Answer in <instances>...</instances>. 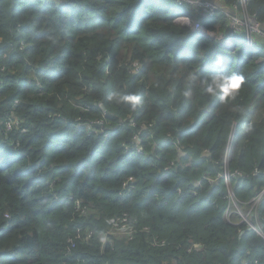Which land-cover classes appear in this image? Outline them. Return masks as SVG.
Instances as JSON below:
<instances>
[{"label":"trees","instance_id":"16d2710c","mask_svg":"<svg viewBox=\"0 0 264 264\" xmlns=\"http://www.w3.org/2000/svg\"><path fill=\"white\" fill-rule=\"evenodd\" d=\"M221 2L209 19L175 0H0V264H264L237 211L264 232V108L249 110L264 104V38L227 47L175 22L226 33L248 10L264 29V0ZM230 76L238 94L214 82ZM128 94L135 108L117 102ZM227 169L243 174L231 187ZM123 218L130 241L111 234Z\"/></svg>","mask_w":264,"mask_h":264},{"label":"built area","instance_id":"2783aa9c","mask_svg":"<svg viewBox=\"0 0 264 264\" xmlns=\"http://www.w3.org/2000/svg\"><path fill=\"white\" fill-rule=\"evenodd\" d=\"M175 1H177L179 3V5H187L197 12L205 13V15L207 17H214L218 11V4H222V2H221L222 0H175ZM243 14L241 16H237V13H235V12L229 13V15H230L229 20H230V25H231V27L227 28V32H228L229 36H227L225 33H217L214 31H207L208 29L202 25V23L199 19L193 20L189 16L179 17L176 21H177V23H179L181 25L193 28V30H195V31H198L201 33L202 32H205V33L208 32L210 35L216 36L219 40L224 41V43H226L228 45L232 44V36L240 34V33H245L247 35V38L249 39V41H252L254 39V37H256V36L264 38V29H263L262 25L260 23H258L256 20H253V18L250 19L249 17H244ZM248 15H249V13H248ZM241 25L243 26L244 29L239 27ZM134 66H135L134 71L136 72V70L139 69V65L135 63ZM18 104H19L18 101L15 102V106H17ZM84 109L86 111H92L94 109V107L91 105H86L84 107ZM8 113L10 114V119L12 120V124H14V127L12 126V124H10V122L7 123V126H8V130L12 131L18 127L19 123L15 119L13 111H10ZM104 118H106V116ZM104 122H105L104 119L98 120L96 122V124L101 125ZM0 123H2V122L0 121ZM76 127H77V129H82L83 125L80 123H77ZM142 128H145V125H142ZM93 133H94V130L91 127H89V128L87 127V134L90 136V135H93ZM135 138L137 139L138 142H141L140 134L135 136ZM177 144H180V142L178 141ZM135 149L141 151L140 147L138 146L137 143L133 144L132 150L134 151ZM180 150H181V148L179 149V151ZM228 158H229V155H227L225 157V161H228ZM236 175L240 176L243 174L231 173L227 169L226 173L223 175V177L225 178L226 183L229 185V187H231L230 184H231L232 177H235ZM65 199H67V198H65ZM76 205H77V210L83 209L80 205V202H77ZM116 226L117 227L114 230H112V232H111L112 235H114L116 238L126 239L127 241L132 240L134 233H135V230L132 228L131 224L127 221V219L123 218Z\"/></svg>","mask_w":264,"mask_h":264},{"label":"clouds","instance_id":"9594fccd","mask_svg":"<svg viewBox=\"0 0 264 264\" xmlns=\"http://www.w3.org/2000/svg\"><path fill=\"white\" fill-rule=\"evenodd\" d=\"M182 16H189V17H191V19H193V17L192 16H190V15H188V14H182V15H179L176 19H175V22L177 23V19L179 18V17H182ZM217 17V14L214 16V17H207L206 15L204 16V18H209V19H215ZM194 20V19H193ZM199 20L201 21V23H202V25L204 26V27H206L208 30L207 31H214V32H217V33H223V32H220V29L218 28V26L219 25H217V28H215L216 27V24H215V27L214 28H209V27H207L205 24H204V22H203V18H199ZM179 24V23H178ZM181 25V24H180ZM191 30L193 31V32H195V33H198V34H208V35H210L208 32H198V31H195V30H193V28H191ZM227 36H229V34H228V32H226L225 33ZM242 34H244L245 35V38L248 40V44L249 45H251V46H254L255 44H256V41H254V40H257L256 39V37H254V39L252 40V41H249V39L247 38V35L245 34V33H240V34H237V35H234V36H232V44L231 45H228V44H226V43H224V41H222V40H219L216 36H215V38L222 44V45H224V46H227V47H230V46H232L234 43H235V38L237 37V36H239V35H242ZM225 35V36H226ZM213 36V35H212ZM254 42V43H253ZM214 82H215V84L217 85V86H220V85H229L230 84V86H231V88L233 89V92L235 93V94H238L239 93V91L243 88V86H244V81H243V78L242 77H237V76H230V77H218V78H214ZM205 91L208 93V94H210V95H212V96H216V95H220V98L222 99V100H224V99H226L225 97H224V95H223V89L222 88H218V87H207V88H205ZM186 94H188V93H186ZM114 96L116 95V94H113ZM113 97H109V99H112ZM139 101H140V97H137V96H133V95H131V94H128V95H122V96H120V99H119V101H117V102H127V103H131V105L133 106V108H135L136 106H137V103H139ZM102 105V104H101ZM100 105V106H101ZM102 108V107H101ZM102 109H104V108H102ZM15 113V112H14ZM255 121V120H254ZM254 121H251V124L254 122ZM236 128H234L233 129V132H232V134L231 135H233V137L231 136L230 137V142H233V138H234V136H235V134H236ZM180 142V141H179ZM17 147L19 146V144H15ZM229 145H231V143H229ZM227 155H229V153L227 152ZM227 155H225V157L227 156ZM41 169H39L38 171H40ZM250 226V225H249ZM254 229V228H253Z\"/></svg>","mask_w":264,"mask_h":264},{"label":"rangeland","instance_id":"374dc122","mask_svg":"<svg viewBox=\"0 0 264 264\" xmlns=\"http://www.w3.org/2000/svg\"><path fill=\"white\" fill-rule=\"evenodd\" d=\"M243 16L244 17H249L250 19H252L253 18V16H249L248 15V10H246L245 11V13L243 14ZM255 17V16H254ZM256 23V22H255ZM249 25V24H248ZM240 28H243V26L241 25V26H239ZM218 28H219V26H218ZM244 29V28H243ZM264 108V104H262V103H257V104H255V105H251L250 107H249V110H255V114H254V117H253V113H251L252 115V117L254 118V120H258L257 119V117L259 116V115H256V114H258L260 111H262V109ZM14 115H16V114H14ZM250 116V117H251ZM261 116V115H260ZM259 116V117H260ZM258 117V118H259ZM252 129L253 128H251V127H249L248 126V129L246 128V135L247 136H245V138L247 139L248 137H249V135H250V133H251V131H252ZM232 137H233V135H231ZM231 143V145H229L228 146V148H227V150H228V153H230V151L231 152H234V149H235V142H230ZM226 155H227V153H226ZM232 199L233 200H231V202H232V204L233 205H237V201H236V199L234 198V196L232 195ZM258 202H257V199H254V201L251 203V205H252V208L254 207V206H256V204H257ZM254 209H256V208H254ZM236 210V208H234V207H232L231 208V211H229L227 214H226V217H228V218H230V216L232 215V213L234 212ZM238 212H239V215H240V217H241V221H245V220H250V221H252L251 220V218L252 217H255V216H257V211H253V212H251L252 211V209H250V211L248 212L247 211V213L244 211V210H237ZM245 212V213H244ZM260 225V224H259ZM259 229H257V231H259L258 233L259 234H263V228L262 227H258Z\"/></svg>","mask_w":264,"mask_h":264},{"label":"crops","instance_id":"0c3cea01","mask_svg":"<svg viewBox=\"0 0 264 264\" xmlns=\"http://www.w3.org/2000/svg\"><path fill=\"white\" fill-rule=\"evenodd\" d=\"M138 64V63H137ZM139 65V64H138ZM15 114H16V112H15ZM15 119H17L18 120V117L17 116H15ZM15 144H18V143H12V145H14L16 148H17V146L15 145ZM227 219H229L228 217H227ZM251 222V221H250ZM255 227H261V225H255V224H253ZM259 229V228H258ZM254 230H256V229H254ZM257 231V230H256ZM257 232H259V231H257ZM260 235H264V232H263V234H260Z\"/></svg>","mask_w":264,"mask_h":264},{"label":"water","instance_id":"95a60500","mask_svg":"<svg viewBox=\"0 0 264 264\" xmlns=\"http://www.w3.org/2000/svg\"><path fill=\"white\" fill-rule=\"evenodd\" d=\"M101 107L104 108V105L102 104ZM249 225H250V226H249V229H253V228L256 229V230L258 229L257 227H255V226L253 225L252 222H250Z\"/></svg>","mask_w":264,"mask_h":264}]
</instances>
